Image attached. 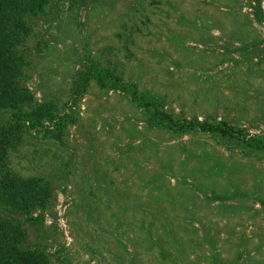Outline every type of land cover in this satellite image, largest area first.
Segmentation results:
<instances>
[{
    "label": "rangeland",
    "instance_id": "1",
    "mask_svg": "<svg viewBox=\"0 0 264 264\" xmlns=\"http://www.w3.org/2000/svg\"><path fill=\"white\" fill-rule=\"evenodd\" d=\"M254 5L44 0L25 15L14 56L30 97L0 108V124L46 104L61 128L25 130L9 155L14 172L48 186L28 212L0 195L20 249L45 264H264V24ZM94 66L121 86L82 87ZM246 137L262 144L246 148Z\"/></svg>",
    "mask_w": 264,
    "mask_h": 264
},
{
    "label": "trees",
    "instance_id": "2",
    "mask_svg": "<svg viewBox=\"0 0 264 264\" xmlns=\"http://www.w3.org/2000/svg\"><path fill=\"white\" fill-rule=\"evenodd\" d=\"M260 0H255L253 6L254 17L264 24V15L260 8ZM44 0H0V108H13L27 101L30 97L23 88L18 77L20 67L14 56V46L21 36L26 35L24 17L34 14L42 9ZM84 82H105L106 84L121 86L119 79L112 71L99 66H94L91 71L81 74ZM126 90V87H121ZM53 112L46 104L36 105L28 113H18L12 116L10 123L0 124V195L9 204L24 209L27 212L38 206H43L48 196L43 178L22 177L10 168L9 155L16 150L21 142L25 130H38L44 128L55 120ZM165 118L157 115V123L165 124ZM52 125L58 124L54 121ZM203 131H220L219 127L203 126ZM226 130V129H225ZM262 140L255 137H246L244 147L257 149ZM16 232L6 221L0 219V264H45L43 257L30 250L20 249L17 246Z\"/></svg>",
    "mask_w": 264,
    "mask_h": 264
}]
</instances>
